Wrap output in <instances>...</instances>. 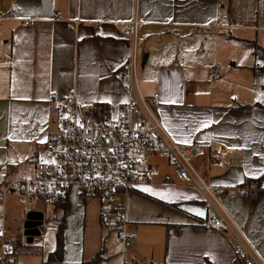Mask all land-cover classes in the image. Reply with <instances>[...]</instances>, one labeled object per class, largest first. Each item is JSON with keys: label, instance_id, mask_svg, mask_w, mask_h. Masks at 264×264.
<instances>
[{"label": "crops", "instance_id": "obj_1", "mask_svg": "<svg viewBox=\"0 0 264 264\" xmlns=\"http://www.w3.org/2000/svg\"><path fill=\"white\" fill-rule=\"evenodd\" d=\"M0 10L14 13L0 20V176L33 175L73 93L84 114L117 113L127 101L116 80L131 53L126 23L136 18L141 92L160 93L157 114L178 143L205 148L200 174L223 188L222 207L264 260V178L259 188L244 186L264 175V59L254 49L264 51V0H0ZM169 168L128 195L126 264H243L231 236L203 224L214 211L201 193ZM237 188L247 191L235 197ZM28 204L0 188V226L4 219L7 240L22 254L40 256L35 264L118 258L106 234L122 249L115 219L106 223L98 200L74 190L58 207L26 211ZM30 212L43 214L41 236L24 247L20 233L11 237L10 220ZM61 225L63 259L50 262Z\"/></svg>", "mask_w": 264, "mask_h": 264}, {"label": "built area", "instance_id": "obj_2", "mask_svg": "<svg viewBox=\"0 0 264 264\" xmlns=\"http://www.w3.org/2000/svg\"><path fill=\"white\" fill-rule=\"evenodd\" d=\"M0 10V20L13 17ZM58 19L61 16L58 15ZM29 25L31 21H25ZM81 21H69L70 28ZM136 18L126 23L132 33L131 53L126 66L116 75L125 89L127 101L114 116L100 115L95 111L83 113L73 93L64 101L66 113L60 128L41 149L46 160L37 161L30 177L0 176L2 195H15L22 203L44 207L64 205L76 190L85 199L101 203L105 220L114 218L117 235L122 243L121 264H126V251L132 245L126 219L128 195L152 183L157 173L158 159L173 168L183 182L191 183L203 196L214 214L203 221L206 227L228 234L243 264H264L263 258L222 207L219 193L223 188L209 184L200 174L197 160L206 154L201 145L178 143L163 126L157 110L161 106L160 93L146 97L138 83L139 48ZM218 75V69H214ZM218 163H225L218 151ZM1 169V164H0ZM162 182L170 179L162 176ZM246 188H237L233 196L240 197ZM6 241L5 220L0 226V257L2 264L14 249ZM13 264H16L14 260Z\"/></svg>", "mask_w": 264, "mask_h": 264}, {"label": "rangeland", "instance_id": "obj_3", "mask_svg": "<svg viewBox=\"0 0 264 264\" xmlns=\"http://www.w3.org/2000/svg\"><path fill=\"white\" fill-rule=\"evenodd\" d=\"M141 64V57H140V61H139V65ZM47 158H46V156L45 155H43V154H40V156H38V157H36V161H44V160H46ZM158 164L156 165L157 166V171L159 170V172H171L172 170L169 168V167H167L166 168V166H165V163H164V161L162 160V159H158ZM165 167V168H164ZM13 202H10V205L12 204ZM25 208H26V211H30V210H32L33 208L34 209H42V210H46V208H44L42 205H40V204H34V203H32V204H28V205H25L24 206ZM49 218H50V216H49ZM13 219H15V217H14V215L11 217V220H10V225L12 226V230H11V237H14L13 235L16 233V232H18V233H20V237H22V240H24V242H23V246L25 247V246H27L28 247V242H26L27 240H26V237L24 236V224H25V222H26V220L25 219H22V220H19L15 225H14V222H13ZM109 220H107V222L106 223H109L108 222ZM17 229H18V231H17ZM106 234H107V237H110V239H109V245H110V249L112 250V251H114V252H117V255L115 254V255H113V258H116V257H118L116 260H114V261H112V262H110L109 264H121V259H120V257H121V249H120V242H118V241H116V240H113L114 239V233L112 232V231H110L108 228L106 229ZM6 241L7 242H11V243H13L14 244V249H13V251L15 250V248H16V251H18L17 253V257H15V259H16V262H18L19 264H35V263H38V262H40L41 261V258H40V256L39 255H29V254H27V253H23L22 254V252L20 251V246H19V248L15 245L16 243L15 242H13V241H9V240H7V238H6ZM116 241V242H115ZM21 244V243H20ZM21 252V253H20ZM119 252V253H118ZM22 256V257H21ZM118 261V262H117Z\"/></svg>", "mask_w": 264, "mask_h": 264}, {"label": "trees", "instance_id": "obj_4", "mask_svg": "<svg viewBox=\"0 0 264 264\" xmlns=\"http://www.w3.org/2000/svg\"><path fill=\"white\" fill-rule=\"evenodd\" d=\"M254 49H255V53L256 55L261 58L264 59V51L258 47L256 44H254ZM249 107V106H246ZM95 110H99V109H95ZM264 178V175L257 178V179H252V180H247L244 183V186L246 187H254V188H259L261 185V181ZM58 240H57V249L55 251V253L51 254L49 256V261H56V260H62L63 259V253H64V241H63V226H60L59 232H58ZM17 252L14 250L11 255L9 256V258H7V262L5 264H13V261H15V257H16ZM103 260V257H101L100 254H98L93 260L89 261V262H85L83 264H100L101 261ZM16 263V262H15ZM0 264H2V260L0 257ZM43 264H46V262H44Z\"/></svg>", "mask_w": 264, "mask_h": 264}, {"label": "water", "instance_id": "obj_5", "mask_svg": "<svg viewBox=\"0 0 264 264\" xmlns=\"http://www.w3.org/2000/svg\"><path fill=\"white\" fill-rule=\"evenodd\" d=\"M43 224V214L40 212H30L24 224V236L27 242H33L35 237L41 236L40 227Z\"/></svg>", "mask_w": 264, "mask_h": 264}]
</instances>
